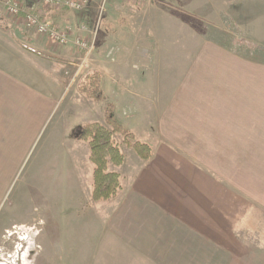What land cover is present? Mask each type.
<instances>
[{"label": "crops", "instance_id": "0c3cea01", "mask_svg": "<svg viewBox=\"0 0 264 264\" xmlns=\"http://www.w3.org/2000/svg\"><path fill=\"white\" fill-rule=\"evenodd\" d=\"M116 4L109 0V10ZM116 16L108 23L111 59L102 47L95 53L104 88L102 101L90 111L100 112L103 105V113L147 145L151 157L132 156L117 194L95 202L108 208V234L129 250H165L169 242L178 257L207 249L220 255V264H264V65L191 35L172 60L179 66L169 79L172 87L163 90L156 79L148 89L140 72L147 60L157 61V51L146 50L139 36L146 23L156 28L153 19L171 13L129 9ZM41 40L49 57L70 65L75 51ZM0 48L1 206L20 158L64 104L65 86L35 56ZM138 131L145 137L138 138ZM67 139L82 161L77 143ZM125 166L126 161L118 168Z\"/></svg>", "mask_w": 264, "mask_h": 264}, {"label": "rangeland", "instance_id": "374dc122", "mask_svg": "<svg viewBox=\"0 0 264 264\" xmlns=\"http://www.w3.org/2000/svg\"><path fill=\"white\" fill-rule=\"evenodd\" d=\"M11 1L32 7L42 20L58 27L85 25L88 38H94L95 48L86 67H81L80 51L72 44L61 47L76 52L69 61L70 65L55 62L54 57L46 54L47 49L39 44L41 39H47L27 29L22 19L7 15L0 0L2 48L14 55L25 52L35 56L44 69L50 68L55 76L62 77L65 86L64 104L55 108L27 147L3 194L0 206V264H16L17 258L22 264H220L222 258L212 250L195 249L189 256L178 257L169 242L165 250H129L116 241L118 238L108 234V208L98 207L92 200L94 165L90 161V148L88 142L78 140L77 136L80 129L89 124L97 123L109 131L113 128L107 122L109 114L103 113V105H99L100 112L95 109L90 111L92 104L101 102L102 97L95 101L83 93V88L89 83L88 78H94L96 74L102 93L104 86L97 72L95 53L102 47L103 56L108 54L111 59L109 53L112 50L106 47V42L113 32H110L111 25L108 23L116 22L117 12L129 9L171 13L170 17L154 18V24L158 23L156 28L146 23L141 30L139 42L146 50L155 48L157 51V61L147 60L145 71L140 72L145 75L142 78L145 88H154L158 82L156 79H161L162 86L159 87L163 90L172 87L169 79L179 67L172 60L177 57L178 46L186 43L188 37L191 40V35L195 41L217 43L264 65V0H154L151 3L117 0L116 11L109 10V0L103 6V0H99L81 12L44 8L42 0ZM84 16L88 19L85 20ZM49 46L58 47L51 43ZM107 57L104 61L110 62ZM134 85V88H139L138 81ZM67 127V137L77 143L82 161L65 136ZM139 132L138 138L145 137ZM112 139L122 149L120 152L127 166L119 169L109 164L107 171L119 170L117 172L124 174V178H119L121 185L122 179L130 174L132 156L136 155L131 145L137 141L132 136L126 139L119 133H113ZM26 221L30 223L12 224Z\"/></svg>", "mask_w": 264, "mask_h": 264}, {"label": "trees", "instance_id": "16d2710c", "mask_svg": "<svg viewBox=\"0 0 264 264\" xmlns=\"http://www.w3.org/2000/svg\"><path fill=\"white\" fill-rule=\"evenodd\" d=\"M238 55L251 60L240 54ZM93 76L96 78H88L89 83L84 86L83 93L89 98L99 101L102 97L99 77L96 74ZM107 122L112 126V131L94 123L81 128L77 136L78 140L88 142L90 148V161L94 165L92 189V200L94 202L110 200L120 189V176L115 172L107 171L109 164L116 167L123 164V156L120 149L112 139L113 133L122 134L126 139L132 136L112 120L108 119ZM131 147L142 161H147L151 157V152L147 145L135 142Z\"/></svg>", "mask_w": 264, "mask_h": 264}, {"label": "built area", "instance_id": "2783aa9c", "mask_svg": "<svg viewBox=\"0 0 264 264\" xmlns=\"http://www.w3.org/2000/svg\"><path fill=\"white\" fill-rule=\"evenodd\" d=\"M106 1L107 0L102 1V6L106 4ZM144 1L148 3L154 2V0ZM90 2L91 0H42V5L44 8L81 12L89 6ZM2 3L7 15L22 19L27 29L33 30L39 37H45L52 45L64 47L72 44L77 47L81 54L79 58L82 65L81 67H86L94 49V38L92 36L91 39L88 38V30L85 25H80L76 28L70 25L58 27L50 22L42 20L32 7L22 6L19 2L11 0H2ZM102 11L103 7L101 8V12Z\"/></svg>", "mask_w": 264, "mask_h": 264}, {"label": "flooded vegetation", "instance_id": "af4514ba", "mask_svg": "<svg viewBox=\"0 0 264 264\" xmlns=\"http://www.w3.org/2000/svg\"><path fill=\"white\" fill-rule=\"evenodd\" d=\"M15 234H16V232H15ZM37 249H39V247L37 246ZM18 263H16V264H22V262L21 261H18V258H17V260H16Z\"/></svg>", "mask_w": 264, "mask_h": 264}]
</instances>
